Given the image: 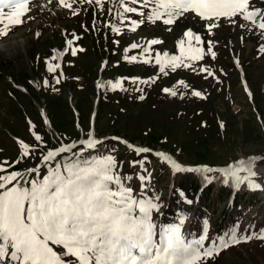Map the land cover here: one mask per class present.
Segmentation results:
<instances>
[{
    "label": "rangeland",
    "instance_id": "374dc122",
    "mask_svg": "<svg viewBox=\"0 0 264 264\" xmlns=\"http://www.w3.org/2000/svg\"><path fill=\"white\" fill-rule=\"evenodd\" d=\"M43 1L30 3L23 23L9 26L7 34L0 36V47L3 44L5 49H0V163L8 162L4 165L8 172L41 165L47 150L87 139L91 132L102 144L83 155H113L120 175L133 177L130 186L134 194L141 189L138 175L150 173L146 195L159 198V212L153 213L157 225H162L159 221L164 209L180 208L182 234L197 238L206 228V247L217 236L227 239L226 234L236 225L237 237L264 229V173L255 178L262 188L253 190L247 184L236 185L219 172H175L159 157L150 152L138 155L118 140L163 152L192 168H225L239 160L264 157L261 31L250 24L241 27L246 22L240 17L235 18V24L221 18L219 26L209 31L208 22L194 13L172 25L151 23L138 13H125L122 20L120 0H101L100 5L95 0H77L73 4L77 15L59 0L47 1L41 10L37 4ZM142 3L139 0L136 6L126 0L125 6L149 13L151 5L144 8ZM250 8L264 10V0H250ZM132 20L144 23L132 31ZM0 23L7 24V18ZM188 30L201 37V43L193 41V45L203 50L204 58L184 59V64L192 66L182 64L175 70L166 66L161 72L155 63L157 53H167L168 58L181 56L180 41L185 40L188 47L184 36ZM69 40L73 41L71 48L77 49L75 56L71 55ZM152 40L160 43L153 45ZM209 42L216 53L214 58L207 51ZM133 43L139 46L133 49ZM144 48L149 51L144 53ZM53 56L59 58L53 60ZM132 56L137 61L130 62ZM149 58L150 62H142ZM49 63L59 64V68L50 73ZM117 81L125 90L112 89L109 82ZM166 88L177 94L163 91ZM194 91L201 96L193 95ZM30 121L42 142L35 141ZM18 141L37 148L33 156L15 163L20 157ZM82 147L77 144L73 151ZM140 160H145L147 171L139 164L132 166L133 161ZM255 167L264 168V160L257 161ZM41 171L46 174L47 169L41 166ZM181 183L186 187L198 184L195 194L185 197L194 204L184 208L175 203L180 202L178 197H172ZM205 186L211 189L206 191ZM201 264H264V240L232 245Z\"/></svg>",
    "mask_w": 264,
    "mask_h": 264
},
{
    "label": "snow or ice",
    "instance_id": "6c2138e0",
    "mask_svg": "<svg viewBox=\"0 0 264 264\" xmlns=\"http://www.w3.org/2000/svg\"><path fill=\"white\" fill-rule=\"evenodd\" d=\"M76 2L59 0V4L72 10L73 15L78 14L73 9ZM81 2L92 3L93 0ZM138 2L130 0L131 4ZM30 3H35V0H0V22L5 17L8 22L0 23V36L7 34L9 26L23 23L22 17L30 11ZM95 3L100 5L101 0H95ZM125 3L126 0H120L122 20L125 13H138L151 23L162 21L164 25H172L186 14L194 13L208 22L211 31L219 26L221 18L235 24V18L240 17L246 22L241 27L250 24L264 36V10L250 8V0H143L142 7L151 5L147 14L139 12L136 7L125 6ZM142 23L144 20H132L131 30L135 31ZM113 31L119 32V29L113 28ZM184 36L188 47L185 48V40L180 41L181 56L168 58L167 53L163 56L157 53L155 63L160 65L161 72L166 66L173 70L182 64L191 67V64H184V59L198 61L204 58L203 50L193 45V41L201 43V37L191 30ZM150 43L154 45L160 41L152 40ZM67 44L71 48L73 41L69 40ZM138 46L136 43L131 45L133 49ZM261 50L264 51V47ZM143 51L147 53L149 49L144 48ZM207 51L215 57L211 42ZM76 52L77 49L71 48V55L75 56ZM58 58L52 57L53 60ZM135 61L137 57L132 56L130 62ZM142 62L148 63L150 58ZM57 68L59 64L49 63L47 70L52 73ZM59 82L57 78L56 83ZM132 82L136 83V80ZM109 83L113 90H125L119 81ZM44 86H49L47 80ZM163 91L173 96L177 94L167 88ZM192 94L201 96L198 91ZM44 122L47 124V119ZM29 124L35 141L42 142L43 137L34 131L36 126L31 121ZM87 136V139L47 150L42 155L41 165L24 171L8 172L4 167L8 162L0 163V173H4L0 174V264H201L232 245L252 239L264 240V229L237 237L236 225L226 234L227 239L217 236L206 247L205 242L209 240L206 228L199 237L188 239L181 232L183 218L177 224L157 225L153 213L159 212L160 205L156 202L159 198L146 195L150 173L138 175L141 189L134 194L130 186L133 177L120 175L113 155H83L85 151H96L102 144L91 132ZM77 143L83 147L74 152ZM18 145L20 157L15 163L33 156L37 148V145L23 141H18ZM127 147L138 155L151 151L132 144H127ZM65 153L70 155L62 156ZM155 155L175 172H219L226 178L230 177L236 185L247 184L253 190L262 188L255 179L261 175L255 165L264 157L239 160L225 168H192L182 166L163 152ZM57 157L61 159L57 161ZM144 163L145 160L133 161L132 166L139 164L143 171H147ZM41 166L47 169L46 174L42 173Z\"/></svg>",
    "mask_w": 264,
    "mask_h": 264
},
{
    "label": "trees",
    "instance_id": "16d2710c",
    "mask_svg": "<svg viewBox=\"0 0 264 264\" xmlns=\"http://www.w3.org/2000/svg\"><path fill=\"white\" fill-rule=\"evenodd\" d=\"M197 185H198L197 183H194L192 186L186 187L185 183L177 184V186L175 187V192H174L172 197L173 198L178 197L180 202L177 203L175 201V203L180 205L182 208L185 207L184 205H188L189 200H186L185 197L191 198L196 192ZM209 189H211L209 186L204 187V190H206V191ZM182 198H184V200ZM234 201H235V203L239 204V199H237V197H234ZM191 202H192L191 204L193 205L194 201H191ZM181 212L182 211L180 208L172 209L171 207H169V208L164 209V211L162 212L163 214L160 216L161 217V220H160L161 224L167 225L168 223H171V224L178 223L181 216H183V215H181Z\"/></svg>",
    "mask_w": 264,
    "mask_h": 264
},
{
    "label": "bare ground",
    "instance_id": "6f19581e",
    "mask_svg": "<svg viewBox=\"0 0 264 264\" xmlns=\"http://www.w3.org/2000/svg\"><path fill=\"white\" fill-rule=\"evenodd\" d=\"M47 1H49V0H45V1H43L42 3H40V4H37L38 5V7L39 8H41V10H42V8L43 7H45L47 4H48V2ZM51 1L52 0H50V3H51ZM55 4V3H54ZM47 7V6H46ZM22 43H23V45H24V42L22 41ZM4 49V46H3V44L1 45V47H0V49ZM6 48V47H5ZM5 50V49H4ZM256 169L260 172V173H264V168H261V167H256Z\"/></svg>",
    "mask_w": 264,
    "mask_h": 264
},
{
    "label": "water",
    "instance_id": "95a60500",
    "mask_svg": "<svg viewBox=\"0 0 264 264\" xmlns=\"http://www.w3.org/2000/svg\"><path fill=\"white\" fill-rule=\"evenodd\" d=\"M96 103H97V101H96ZM95 111H96V105L94 106V113H95ZM104 138L107 139L106 137H104ZM104 138H102V139H104ZM78 141H80V140H78ZM78 141H75V142H78ZM150 153L153 154V155H155V152L154 151H150Z\"/></svg>",
    "mask_w": 264,
    "mask_h": 264
}]
</instances>
